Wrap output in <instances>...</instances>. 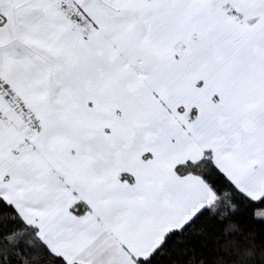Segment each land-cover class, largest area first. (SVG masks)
Here are the masks:
<instances>
[{"label":"snow or ice","instance_id":"6c2138e0","mask_svg":"<svg viewBox=\"0 0 264 264\" xmlns=\"http://www.w3.org/2000/svg\"><path fill=\"white\" fill-rule=\"evenodd\" d=\"M0 264H264V0H0Z\"/></svg>","mask_w":264,"mask_h":264}]
</instances>
